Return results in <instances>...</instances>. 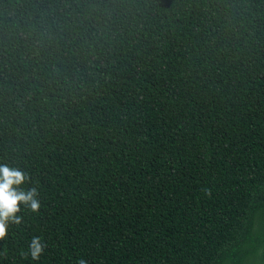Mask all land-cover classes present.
Instances as JSON below:
<instances>
[{"label": "trees", "instance_id": "1", "mask_svg": "<svg viewBox=\"0 0 264 264\" xmlns=\"http://www.w3.org/2000/svg\"><path fill=\"white\" fill-rule=\"evenodd\" d=\"M0 163V264L264 263V0H0Z\"/></svg>", "mask_w": 264, "mask_h": 264}, {"label": "clouds", "instance_id": "2", "mask_svg": "<svg viewBox=\"0 0 264 264\" xmlns=\"http://www.w3.org/2000/svg\"><path fill=\"white\" fill-rule=\"evenodd\" d=\"M30 180V175L19 167L0 163V241L7 239L11 225L19 226L23 223L21 213L24 209L32 213H38L41 209L38 186L28 189L22 187ZM46 247L47 244L40 237L34 236L28 251L22 254L38 261ZM77 264H87V261L79 259Z\"/></svg>", "mask_w": 264, "mask_h": 264}, {"label": "rangeland", "instance_id": "3", "mask_svg": "<svg viewBox=\"0 0 264 264\" xmlns=\"http://www.w3.org/2000/svg\"><path fill=\"white\" fill-rule=\"evenodd\" d=\"M246 264H264V263L261 260L260 254L258 252V254H256L255 257H253L252 259H250L249 261H247Z\"/></svg>", "mask_w": 264, "mask_h": 264}]
</instances>
